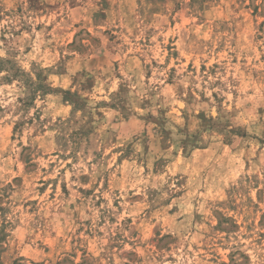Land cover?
<instances>
[{"label": "rangeland", "instance_id": "374dc122", "mask_svg": "<svg viewBox=\"0 0 264 264\" xmlns=\"http://www.w3.org/2000/svg\"><path fill=\"white\" fill-rule=\"evenodd\" d=\"M0 264H264V0H0Z\"/></svg>", "mask_w": 264, "mask_h": 264}]
</instances>
